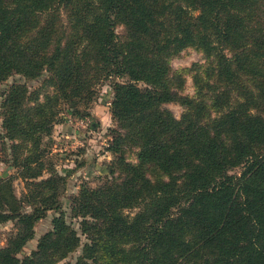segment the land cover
<instances>
[{"label": "trees", "instance_id": "trees-1", "mask_svg": "<svg viewBox=\"0 0 264 264\" xmlns=\"http://www.w3.org/2000/svg\"><path fill=\"white\" fill-rule=\"evenodd\" d=\"M187 48L209 60L194 69L193 98L170 66ZM15 74L54 94L42 102L15 84L7 95L6 138L30 149L23 158L14 146L31 189L21 200L0 179V224L18 225L0 264H73L82 239L60 205L66 179L36 182L48 170L42 139L63 100L79 113L111 79L117 160L72 201L89 241L75 264H264V0H0V85ZM171 103L184 107L180 120Z\"/></svg>", "mask_w": 264, "mask_h": 264}, {"label": "rangeland", "instance_id": "rangeland-1", "mask_svg": "<svg viewBox=\"0 0 264 264\" xmlns=\"http://www.w3.org/2000/svg\"><path fill=\"white\" fill-rule=\"evenodd\" d=\"M117 33L120 39H125L126 30L123 26H117ZM170 66L176 73L184 72L185 86L180 91V94L184 97H195L194 69L196 68V72L199 71V74H204L207 66H209L207 57L195 48H187L170 60ZM112 81L111 79L99 86L96 89L97 96L91 103L80 106L77 110L79 113L73 112L70 105L63 100L62 105L59 106V113L55 116V123L53 124L51 134L44 136L42 139V158L48 170L44 171L43 175L36 182L48 180L52 176L66 179V184L62 187L59 195L60 205L62 212L65 213L68 224L79 233L82 239L78 250L70 254L65 261L73 264L77 263L79 258L83 256L84 248L86 244H89V241L81 233L83 219L73 216L72 201L75 197L79 196L84 186L96 189L104 182L99 169L95 170L96 168H105L107 165H113L117 160L116 155L109 151L113 142L112 130L116 128L111 113L113 91L110 85L113 83ZM124 81L126 80H119V82ZM15 84L27 85L30 90L29 97L31 98H33V92H40L42 102L44 101V96H53L54 90L44 88L43 79L27 81L19 74L13 75L0 85V134L4 138H0V179L11 177L17 197L23 200L28 195L31 186L28 179H26V174H23L22 169L15 166L14 146H21L18 151L23 158L29 155L30 149L22 140L12 141L6 138L4 128L6 99ZM140 86L144 87V84H140ZM166 108L178 120L185 113L184 107L178 103L167 104ZM71 119L89 123V126L77 129L74 124L70 123ZM94 123H98L96 129L94 128ZM66 126L73 128L72 133L75 136H71L65 132L64 127ZM130 157L133 161L135 160L132 154ZM236 172L239 171L237 170ZM24 209V212L32 211L30 206H26ZM60 213L61 209L50 210L47 213V217L36 224L34 238L18 254L20 259L31 255L33 251L37 250L41 238L53 230L54 219L60 216ZM17 232V221L0 224V249L7 248Z\"/></svg>", "mask_w": 264, "mask_h": 264}, {"label": "built area", "instance_id": "built-area-1", "mask_svg": "<svg viewBox=\"0 0 264 264\" xmlns=\"http://www.w3.org/2000/svg\"><path fill=\"white\" fill-rule=\"evenodd\" d=\"M70 123L71 124H74V126L77 128V129H79L80 127L81 128H87L88 126H89V123H85V122H83V121H80V120H73V119H71L70 120Z\"/></svg>", "mask_w": 264, "mask_h": 264}, {"label": "crops", "instance_id": "crops-1", "mask_svg": "<svg viewBox=\"0 0 264 264\" xmlns=\"http://www.w3.org/2000/svg\"><path fill=\"white\" fill-rule=\"evenodd\" d=\"M65 128V132L66 133H68L69 135H71V136H75V135H73V128H69V126H66V127H64ZM67 128H69L70 129V131H69V129H67ZM74 133H75V131H74ZM99 168H96L95 170H98Z\"/></svg>", "mask_w": 264, "mask_h": 264}]
</instances>
